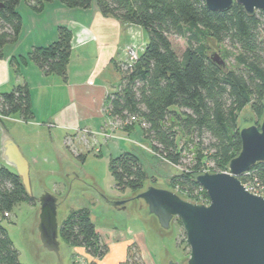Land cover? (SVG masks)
<instances>
[{
	"label": "trees",
	"instance_id": "trees-1",
	"mask_svg": "<svg viewBox=\"0 0 264 264\" xmlns=\"http://www.w3.org/2000/svg\"><path fill=\"white\" fill-rule=\"evenodd\" d=\"M21 1L37 11L49 1L69 8H87L94 2L104 16L139 25L147 32L137 60L119 66L118 88L105 99L103 110L121 122L123 130L130 131L138 122L152 154L174 164H179L181 157L178 137L195 140L194 165L175 179L183 189L202 188L194 178L204 172L208 159L214 161L216 169L212 171H225L241 147L240 111L248 104L256 112L264 109V10L249 15L234 3L228 10L212 11L202 0H0V58L4 46L15 42L20 33L22 19L17 5ZM170 35L185 39L181 55L174 50ZM71 38L70 29L59 25L53 42L11 57L9 65L17 74L19 65L32 62L44 75L56 74L65 80ZM211 42L231 48V61L218 57L223 61L218 63ZM15 114L26 122L32 118L25 83L0 92V125ZM132 117L136 121H131ZM108 170L117 190L135 194L144 189L147 172L136 152L125 151L110 158ZM238 179L264 187V163L254 164ZM203 193L208 197L205 190ZM23 201L32 203L33 198L21 177L13 168L1 165L0 264H22L2 222ZM58 235L60 242L82 247L96 259L108 250L88 207L70 208L59 224Z\"/></svg>",
	"mask_w": 264,
	"mask_h": 264
},
{
	"label": "rangeland",
	"instance_id": "rangeland-1",
	"mask_svg": "<svg viewBox=\"0 0 264 264\" xmlns=\"http://www.w3.org/2000/svg\"><path fill=\"white\" fill-rule=\"evenodd\" d=\"M17 11L21 15L23 25L19 34L21 40L17 43L20 50L25 53L24 50L26 49L24 48H27L30 43L31 33L36 31H33L30 15L35 10L25 1H21L17 5ZM55 18L61 19L63 16L61 13L56 16V14L49 11L48 16L45 13L39 20L43 22L47 19L48 23L52 22L53 24ZM147 39V32L143 30V39L139 38L136 43L145 45ZM169 39L174 50L178 55H181L186 47L185 39L177 35H170ZM137 44L133 46L139 51ZM210 45L213 48V53L220 59L225 62L231 61L232 57H229V53L233 50L226 44L211 42ZM31 48L28 50H31ZM263 112L264 109L256 112L250 104L246 105L239 113V128L241 129L242 126L246 125L258 127ZM14 116L19 117L18 115ZM4 124L24 157L28 159L30 153H32L37 160L36 165L31 166L29 172L31 186L29 195L33 198V202L23 201L18 203L7 219L2 222L22 264H70L76 258V255L70 256L72 248L69 249L67 244L63 242H60L59 256L44 249L40 243L37 230L38 197L45 190L52 192L58 198L57 217L59 224L64 212L70 208L88 207L95 226L110 241L116 239L137 240L140 246L135 245L130 249L128 264H167L170 258L180 264L186 263L190 250L186 244L185 232L179 219L175 217L170 228L164 230L159 226L155 216L148 213L146 204L141 199L133 198L136 193L132 194L129 190L119 191L115 188L108 170V157L110 155L104 148L103 136L96 135V140L92 136L88 137L85 133L90 135L91 133L86 131L83 133L85 136L80 137L79 140L71 137L66 138L63 147L67 156L64 158L58 157L57 148L54 147L51 140L39 137L36 132L39 124L35 125L22 119L14 120L13 118L5 120ZM133 124L138 126V122ZM110 125L112 128L115 127L128 132L123 130L122 123L115 119L110 122ZM136 129L138 130V128ZM132 130L133 127L129 132ZM116 132L120 136V132L118 130ZM118 136H116V139L111 137L108 141H118L122 143L121 146L127 151H134L139 154L147 172L144 189L148 186L161 187L172 190L185 200L203 204L208 203V197L203 193L204 189H183L175 181L181 173L186 172L195 163V146H192V142L195 143V140L178 137L177 143L181 150V157L179 164H174L153 155L148 140L139 138V141H135L137 139L135 136L129 138H119ZM203 142L205 145L207 138L203 139ZM75 147L79 148L78 152ZM99 149H102L101 154ZM117 153L119 151L113 152L111 156H115ZM204 163L203 171L213 170L215 166L213 160L208 159ZM214 169L216 168L214 167ZM226 171H228V163L226 164V170L222 172ZM116 198L127 200L124 209H118L111 204L112 201L118 200Z\"/></svg>",
	"mask_w": 264,
	"mask_h": 264
},
{
	"label": "crops",
	"instance_id": "crops-1",
	"mask_svg": "<svg viewBox=\"0 0 264 264\" xmlns=\"http://www.w3.org/2000/svg\"><path fill=\"white\" fill-rule=\"evenodd\" d=\"M49 11L56 16L61 13L63 18H55L53 24L48 23L47 19L41 22L39 19L45 13L48 16ZM30 15L33 31H36L30 32V43L27 48H24L25 53L20 50L17 43L21 40V35H18L15 42L6 44L3 48L0 58V92L8 91L16 84L25 83L28 86L32 118L27 122L39 124L36 132L42 139H48L54 143L58 157L67 156L63 147L66 138L79 140L80 137L85 136L83 133L86 131L91 133V135L85 133L88 137L92 136L95 139L96 135L104 137V148L110 155L108 160L127 151L121 146L122 143L115 140L109 142V138L115 137L116 139L118 136L116 130H118L119 138L135 136L137 137L135 141H139V138H143L140 127L134 126L131 132L112 128L110 122L113 118L105 114L103 107L105 99L118 88L119 66L126 58L124 47L137 44L136 41L139 38L142 40L144 29L139 25L125 24L116 18L104 16L94 2L87 8H69L61 2L49 1L40 11L35 10ZM59 25H66L72 33L66 79L62 80L56 74L44 75L32 62L19 65L16 74L9 65L10 58L26 55L30 47L46 46L53 42L56 39ZM143 46V43L137 44L138 53L142 51ZM11 118L21 120L14 115L7 119L11 120ZM0 127H3L14 140L5 124ZM14 142L18 146L15 140ZM76 151L78 152L79 148H76ZM116 151L119 153L111 156ZM101 152L102 149H99L100 154ZM0 160L1 165H6L2 159ZM27 161L30 172L31 166L36 165L37 160L30 153ZM66 213L67 211L64 215ZM95 228L101 241L108 246L106 254L96 259L86 253L82 247H71L70 256L76 255V258L72 259L70 264H126L129 260L130 249L135 245L140 246L137 240L110 241L96 226ZM67 246L70 249V246Z\"/></svg>",
	"mask_w": 264,
	"mask_h": 264
},
{
	"label": "water",
	"instance_id": "water-1",
	"mask_svg": "<svg viewBox=\"0 0 264 264\" xmlns=\"http://www.w3.org/2000/svg\"><path fill=\"white\" fill-rule=\"evenodd\" d=\"M212 11H225L234 3L253 15L264 10V0H202ZM214 59L222 64L217 55ZM241 147L228 162V171H204L195 175L208 203L183 199L172 190L148 186L136 192L148 213L159 226L167 230L177 217L185 232L189 256L185 264H264V196L252 193L238 179L254 164L264 163V112L260 125L242 126L239 130ZM0 158L22 179L26 192H31L29 164L14 140L0 127ZM127 200L111 202L124 209ZM37 230L44 249L59 256L60 239L57 217L58 198L45 190L39 197ZM167 264H180L170 258Z\"/></svg>",
	"mask_w": 264,
	"mask_h": 264
},
{
	"label": "built area",
	"instance_id": "built-area-1",
	"mask_svg": "<svg viewBox=\"0 0 264 264\" xmlns=\"http://www.w3.org/2000/svg\"><path fill=\"white\" fill-rule=\"evenodd\" d=\"M124 53L126 55L125 61L124 63L126 65H131L134 61L137 60L138 58V51L136 50V48H134L133 45H126L124 47ZM131 121H136L135 117L131 118ZM245 187L247 188H251L252 189V193L260 195V196H264V187L259 185V183H246L244 184ZM5 215H7L5 213Z\"/></svg>",
	"mask_w": 264,
	"mask_h": 264
},
{
	"label": "flooded vegetation",
	"instance_id": "flooded-vegetation-1",
	"mask_svg": "<svg viewBox=\"0 0 264 264\" xmlns=\"http://www.w3.org/2000/svg\"><path fill=\"white\" fill-rule=\"evenodd\" d=\"M116 199H123V198H116Z\"/></svg>",
	"mask_w": 264,
	"mask_h": 264
}]
</instances>
